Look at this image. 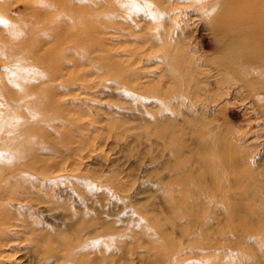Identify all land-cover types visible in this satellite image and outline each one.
<instances>
[{
    "label": "bare ground",
    "instance_id": "1",
    "mask_svg": "<svg viewBox=\"0 0 264 264\" xmlns=\"http://www.w3.org/2000/svg\"><path fill=\"white\" fill-rule=\"evenodd\" d=\"M39 1H41V0H39ZM47 1H49V2L46 4L40 5V7H42L44 5L43 7H48L47 9L54 10L55 13L57 11L58 12L55 14L52 11L54 13V15L53 14L52 15L46 14L47 15L46 20H44L42 23H39L38 24L39 26L36 25L35 28L34 27H33V29H32V27H30V28H31L32 33H33V31L36 32V30L39 31L43 28L46 29V31H42L44 33L42 35L43 40L39 41V39H38V41L36 42V45L34 46L35 47L34 49H36V48L38 49V47H36V46L38 44H42V43H44V45H51L50 48L48 50H45V53L42 52L43 54L37 53L34 49H33L34 51L30 52V50H28V48L24 47V45H25V42H24V45H22V47L20 46L19 49L14 50V51L9 53V51L11 50V48L9 47L10 50L7 51V53H9V54L3 53L0 55H2L3 57H7V55H9V56H11V58H15V59L20 61L21 58H24V55H22L23 54L22 52H24V53L29 52L33 57L38 58L37 64L40 67V73H39L37 79L39 80V82H43V83H45L48 80L47 76H49V75H47V74H50V72L52 71V69H50V68H51V65L53 64L52 63L53 58L57 59L56 64H58V61L61 59V57H62V59L63 58L67 59L68 56H70V58L72 59V61H70V62H73L75 64L80 65V64H83V62H84L87 65H92L93 69L90 72L87 71V72H85V74H83L84 76L81 80H84V82L88 76L91 77L94 75H98L100 77H105V76L110 75V76H112V79L115 80V82H121V84L119 86L123 90L128 92L134 100L138 101V103H139L138 105L140 106V109L142 111V115L145 119V123H146L145 126L148 128L150 125L151 126L154 125V127L156 128L155 130L152 129L153 131H151V133H152V137L155 139V141H153L152 145L154 146V150L156 152L157 158L161 160L160 164L157 165L155 170L158 168L159 169L154 171V175H150L149 173L147 174L146 171H144V172H145L146 178H149L150 180H153L155 178V179H158L157 181H159V183L156 181V183H158V185H156V187H155L156 188L155 193L162 196V198L164 199V201H163L164 206L161 207V211H159L157 209H152V211L156 210L157 212L163 213L165 215V220H167L168 223H171V225L168 224L166 226L164 224V227H163V225H161L163 227L162 229L164 231L163 234L165 235V231L169 230L170 232L175 231V233L178 236H181V238L191 236V234H187L189 231L187 229H188L190 220L194 219L195 211H197V210H195L196 207H200L201 216L199 217V219L201 218L200 219L201 221H202V219H204L203 214L205 213L204 212L205 209L209 208L212 210V213H213L212 218H210L211 223L206 221L201 225V221L197 220V225L196 224L195 225L199 229V232L202 233L204 236H206V239L207 238L212 239L214 237L215 233L218 234L219 231H221L219 234H220V237L223 240V242H221L220 240L219 241L213 240V243L210 242L209 245L206 244L208 250H210L211 247L213 250L214 249L218 250L221 253V259H224V258H226L227 254L230 252L229 251L227 253V251L230 247V249H232L231 251H233V249L234 250L236 249L237 251H241V253H240L241 255H239V257L240 256L241 257L239 258V260L233 261V259H232L233 263L231 262V264L243 263V262L240 263L241 259H243L242 258L243 255H244V259L246 261V264H264V150L262 151V149L260 147L258 148V146H257V140H259V138L261 137V136H259V132L261 130L256 135L255 134L253 136L251 135L254 133L255 129L253 130V128H254V126H256V124L253 125L254 122L252 121V118L249 116V114L247 115L248 112H246V111L249 108L247 104H245V108H246L245 112H246V115L248 118L247 120L249 122L248 123L249 128L243 127L242 129H238L239 127L237 126L238 128L236 129L235 128L236 126H234V127L229 126L228 125L229 121L226 118L225 114H223L225 112V109L228 107L227 101L224 103V105L222 107L220 106L219 108H217V110H215L214 108H216V107L213 108L212 104H217L218 102L221 101V98H223V97L220 96V95H222V93L220 95H218V97H215V95L211 94L213 92L212 90L214 88L222 89L223 87H227V88L229 87V89H232V85L237 86L239 89L234 91L235 93L234 92L233 93H234V97H236V98L240 97V101H243L240 104H242V103L248 101V99L252 98L253 101H252L251 105L254 108L258 106L261 109V105H264V97L263 98L261 97L262 96L261 92L264 91V24L261 25V24H259V22H257V25L255 26V25H251L250 23H247V26L245 29L248 31L249 35L243 36L245 29H240L241 27L239 24V23H242L243 20H240L238 18L240 20V22L238 24L235 23L232 26L233 20L231 21L227 15V14H229L230 16H233L232 12L236 11V10L238 11V9H239V8L235 9L231 6V5H235V4H231L230 7L228 6L227 1L233 2L234 0H227L224 2H223V0H201L202 2H199V9L202 11L203 15L206 17H209V18L212 17V19H213V20L211 19L212 22L210 23V29L213 31L214 36L216 38H219L229 48V50H226V53H229V51H233L235 53V55H237L239 57V60L235 61L234 59H231V58L227 59L228 57L225 59V56H226L225 55L221 59L217 60L216 65L218 66V68L216 69L217 70L216 79L214 82H212V80H211L213 78L212 76H215L213 74L215 66H211V64L209 62H201L200 58L197 57L195 54L196 51L187 47L185 42L181 39V37L178 36V30L177 31L172 30L173 18L175 16L174 15L175 14L174 8H176V7L174 6L175 4L169 5V3H167V0H47ZM175 1L176 0H174V2ZM203 2H205V4ZM255 2L253 1L252 4H255ZM166 3H167V5H165ZM235 3H236V1H235ZM238 4H240V3H238ZM242 5H244V4H242ZM256 5L257 4L252 5V6L257 8ZM178 6H179V4H178ZM180 6H182V5H180ZM189 7H191V6H189ZM258 7H260V5ZM262 7H264V6H262ZM244 9L242 12H245ZM260 9H261V7H260ZM260 9L257 8L255 11H252L250 9L251 12L249 10H248V12L254 13V14L258 13V15L261 16L260 19L262 21H264V9L263 10L262 9L260 10ZM95 11H97V12H95ZM226 11H228V12L231 11V13L230 12L228 13ZM2 12L6 13L5 11H2ZM234 16H237V14ZM49 17H51L52 19H48ZM139 17H142V20H139ZM247 17H249V16H247ZM23 18H25V17H23ZM251 18H252V16L250 17V19ZM4 19H6V18H4ZM61 19H64V20H61ZM152 19H154V20L157 19L160 21L159 22V25H160L159 32L160 31L164 32L163 36L161 35V33L159 35V32L157 33L156 30H153V31L148 30V28H149L148 24L150 23V20H152ZM236 19H237V17H236ZM237 20H235V21L237 22ZM12 22H13V20H12ZM245 22H248V21L245 20ZM251 22H255V20L251 21ZM20 23L21 22H19V24ZM46 24H50V25L46 26ZM40 25H42V26H40ZM248 25H251L250 26L251 28L249 27L250 29L248 28ZM47 27H49V28H47ZM123 27L126 30H122ZM243 27H245V26H243ZM21 29H24V27H21ZM239 29H240V31H239ZM5 30L6 29H4V31ZM127 30H130L131 34H127V32H128ZM235 30H237V31L235 32ZM133 33H135V34L146 33L145 34L146 37L139 40V39H136V37L132 36ZM256 33L262 34V36L258 35L256 37L254 35ZM120 35H124L126 37L128 35H131L132 37H130L129 40H127V41L134 42L133 40H136L139 43L140 47H142L141 45H143L147 42H150V43H152L153 47H155V48L151 49L152 51H154V49H158V50L163 52L160 56V59H161L160 61L163 64V69L158 76V80H161V81L164 80L165 83L162 85V83L159 82L160 85H157V90L155 92L148 93V91H146L147 86L138 82V81H142V79H141V77H139V75H137L138 73L134 69H132L131 65L125 64V62H123L124 65L121 64L117 60L116 57H115V59H112V57L109 58L111 56L110 54H109L110 56L108 57L109 60L106 59V61L108 60L107 62L106 61L103 62L101 60L102 56L98 55V53L101 52L100 51L101 50V48H100L101 44L106 43L108 41V39H110V38H111L110 43L113 44L117 40L118 41L120 40L119 39L121 37ZM35 36H37V35H35ZM104 36H107V37H104ZM118 36H120V37H118ZM14 38L16 39V37H14ZM28 38L29 37H27L25 39L28 40ZM16 41H19V42L23 41L22 34H20L17 37ZM79 41L82 43V45L75 44V43H80ZM2 42H5V41H2ZM11 43H13V42H11ZM58 44H61V45L64 44L63 46H65V44H66L68 46L65 47L66 49H58L57 48ZM2 46H4V45H2ZM103 46L105 47L106 44ZM103 46H101V47H103ZM30 47H31V45H30ZM45 47H47V46H45ZM3 48H5V47H3ZM67 48H68V50H67ZM106 49H105V51H106ZM6 50H8V49H6ZM20 50H22V51H20ZM108 51H109L108 53H110V50H108ZM85 52L88 54H91L92 56L90 55V57H95V59L98 60L99 62L95 61L94 58L89 59V60L86 59V57H85L86 53ZM102 53H101V55H102ZM105 53H107V52H105ZM138 54L140 57L145 55L144 53H141V51ZM120 56H123V55H120ZM28 57H30V55ZM1 59H2V57H1ZM8 59H9V62H11L10 58H8ZM5 61H7V60H5ZM66 61L68 62L69 60H66ZM9 62H6V63H9ZM59 62H62V61H59ZM34 65H35V63H34ZM60 67H59V69H60ZM82 67H84V66L82 65ZM32 68H34V67H32ZM71 68H73V67L68 65V69H71ZM80 68H81V66H80ZM19 69H21V68H19ZM61 71H63V70H61ZM123 71H126V73L128 72L129 74L125 75V72H123ZM230 72H234L233 76H230ZM63 73H64V71H63ZM52 74L55 75L54 73H52ZM56 74H58V73H56ZM61 75H63V74H61ZM15 79H16V77H15ZM72 79H73V77H72ZM129 79L134 80V82H132L131 84H128L127 82H129V81H127V80H129ZM70 80H71V78H70ZM12 81H13V79L11 80V82ZM16 81L17 80H15V82ZM21 82H23V81H21ZM7 83L8 82H6V84ZM25 83L30 88L31 87L30 85L34 82H32L30 85L28 84V82H25ZM13 84H14V81H13ZM72 84H74V83H72ZM85 84H87V82ZM18 85H19V83H18ZM45 85H47V84H45ZM0 86H2V85H0ZM19 86H21V85H19ZM23 86H25V84L22 85V87ZM33 86L37 87V85H33ZM48 86H42V87H46L48 90V88L51 87V84L49 87ZM4 87H2V88H4ZM29 88H27V89H29ZM61 88H62V86H61ZM41 89H43V88H41ZM52 89L53 88H51V90ZM229 89H228V91H229ZM224 90L226 91V89H224ZM4 91H6V90H4ZM218 91H220V90H218ZM242 91H245L244 93H246V95H243ZM27 92H28V90L26 91V94L24 96L27 95ZM42 92H45L43 94H46V92L48 93V91L44 90V91H41L40 94H42ZM56 92H59V91L56 90ZM72 92L74 93V91H72ZM229 93L230 92H228V94ZM1 94L3 95V93H1ZM64 94L65 93H63V95ZM11 95L10 96L8 95V97L10 99H11ZM20 95L21 94H19V96ZM46 95H48V94H46ZM53 95H56V94L53 93L52 96ZM49 96H51V95L49 94ZM61 96H60V98H61ZM0 97H1V95H0ZM14 97H16V96L12 97V100H11L12 105L10 107H8L7 112L13 113L14 110L18 109V106L20 107V105L23 106L25 104L27 105V107L29 109H31L33 107L34 101L30 100L31 102L28 101V103H23L22 100L25 98L18 99V100L14 101L13 100ZM43 98H45L44 100H46L47 97H43ZM226 98H227V95H226ZM30 99H32V97ZM48 99H49V101L51 100V98H48ZM62 99H63V97H62ZM219 99H220V101H219ZM7 101H6V103H7ZM41 101H42V99H41ZM11 102H9V104ZM50 103H52V102H50ZM50 103H48V104H50ZM38 104H39L38 106H41L40 103H38ZM53 104H54V102H53ZM53 104H52V106H53ZM152 104L158 105L159 109H157L155 111L147 110L146 107H148V106L150 107V105H152ZM34 105H36V104H34ZM46 105L47 104H45V106L42 105V109H46V108H44V107H46ZM47 106H49V105H47ZM52 106H49V107H52ZM63 106H64V104H62L61 107H63ZM61 107L58 106L57 110L59 111V108H61ZM5 108L6 107H4V109ZM40 108L41 107H39L38 109H40ZM56 108L57 107H54L53 111ZM227 109H226V111H227ZM21 110L19 109V111H21ZM57 110H56V112H57ZM63 110H64V108H63ZM19 111H18V114L20 113ZM33 111H34V109H33ZM45 111H47V109ZM252 111H251V113H253ZM50 112L52 113V110ZM49 113H46V114L51 115L50 117H52L54 114V113H52V114L51 113L49 114ZM62 113H64V112H62ZM43 114L45 115V113H43ZM31 115H33V114L31 113ZM58 115H59V113H58ZM15 116H17V115H15ZM15 116H13L11 118L9 116L3 117V122H5V124H7L8 126H11V128H13V130L11 131V132H13L12 136L6 135L7 141L9 142V141L13 140L15 142V143H12L13 141L11 142V144H13V145H11V146H13L11 148L12 149V152L10 154L11 156L3 157L2 155H0V185H2L1 186L2 189L0 190V200H4V201L8 200V199H13L16 197V194L18 192L16 189H18L19 187L16 186L15 182L13 183V181L15 180L13 178V176H15V174L17 175L18 172L21 173L19 168L25 172L30 171L32 173H35V172L40 173V174L42 173V172H37V170H38L37 166H38L39 162L41 161V159H39L37 165L34 163L33 160H29L30 155L33 156L35 154H38V152H40V153L43 152V150L35 148V147H37L36 143L38 140H37L36 135L32 136V134L35 133V131H36L33 129L35 127H33V128L31 127L32 120L20 119L19 121H13L12 118H14ZM232 116H233V114H232ZM261 116L263 117L262 119L264 120V109L261 112ZM42 117L40 119H43ZM38 119L39 118L37 117V120ZM52 119H54V121H52V123L57 121V120H55L56 119L55 115ZM50 120L51 119H48V121H50ZM60 121H62V120H60ZM14 122H15L16 130L14 129L15 126H13ZM41 122H45V120L41 121ZM261 122H262V120H261ZM1 124H2V122H1ZM43 124H45V123H43ZM43 124H41V125H43ZM123 126H125V125H123ZM120 128H119V131H120ZM39 129H41V128H38V130ZM45 130H47V129L45 128ZM129 130H130V128H129ZM146 132L148 133V130ZM30 133H32V134L29 137L28 135H30ZM42 133H44V132H42ZM42 133H40V134H42ZM142 135H145V134H142ZM142 135L139 134L137 139H140V136H142ZM35 139H36V141H34ZM144 140H145V137H144ZM47 141L48 140H46V142ZM150 141H151V139H150ZM40 142H42V141H40ZM262 144H263V142H262ZM1 149H3V148H1ZM4 149H5V147H4ZM166 149H168V153H165L167 151ZM9 151H10V149H9ZM8 170H10V173L14 174V175L12 176L8 173L10 176H8L7 178L2 177V176H4L2 174L6 173ZM165 171H166V174H165ZM158 173H160V176L156 175ZM25 180H27V177L25 178ZM47 180H48V178L46 179V182H49ZM52 182H53V179H52ZM22 186L23 185H21V187ZM151 186H153V184ZM150 188H152V187H150ZM118 189H119V187H118ZM98 190H99V188H98ZM128 190H125V191L128 192ZM91 191H92V189H91ZM116 191H118V190L116 189ZM125 191L122 190L120 193L125 192ZM156 194H155V197L157 196ZM151 195H152V193H151ZM93 196L94 195H92V197ZM84 197H85V194H84ZM114 197H115V195H114ZM150 197L151 196H149V198ZM152 197H154V196L152 195ZM120 198L115 199V200H120ZM157 199H159V198H157ZM84 200H87V199H84ZM84 200H80V202L83 204L86 203V202H84ZM124 200H125V198H124ZM128 200H130V199H128ZM145 200H148V198H146ZM145 202H148V201H145ZM145 202H143V201L141 202V200H138L135 203H136V205L137 204L142 205V204H145ZM101 203H102L101 199H98L96 204L95 205L93 204L91 207H89L87 205H85V206L83 205L86 208L88 207L90 210L87 211L86 208H85L86 209L85 211L81 210V209L76 210L77 213L71 214L69 216V221L67 222V224H65L63 226V228L60 227L61 230L58 229L57 232L54 230H51L50 228H49V230H48V228L37 230V228H35L32 223L28 222L27 224H24L25 219L18 217V219H19L18 223L24 227L23 232L28 236L31 235V236H29L30 238L24 237L23 241L27 240V242H28V240L29 241L33 240L32 242H35V243L31 242V244H32L31 245V244H27V242L25 241L24 242V243H26L25 245L28 246L26 248V251H28L30 254L40 255L42 257L41 260H43V262L45 264H61L60 263L61 259L63 260V262L66 261L63 257L64 255L67 256L66 259H69L71 257H72L71 259H73V258L77 257V260H76V258L73 259V261L74 260L76 261V264H80V263H83V264H103L102 261L104 260V257H105V255L103 254L104 253L103 249H101L102 251L97 250V248L94 251L91 250L90 246H92V244L90 243L91 245L89 244V246H88V244L86 243V239H89L91 237L90 241H93V245L95 244L94 241L96 243H99L100 244L99 249H100L102 247V244L100 241L101 240L104 241V239L101 238L102 235L104 233L105 234L109 233L106 229L110 230L113 227H120L121 224L122 223L124 224L126 221L125 222L121 221L119 215H117V213H115V212H113V213L110 212L109 214H111V215H109L108 217L103 216L104 214H102L103 209H102ZM2 204L3 203H1V205ZM118 204H119V202H118ZM147 204L148 203H146L145 205H147ZM4 205L5 204H3L2 206H4ZM123 205H125V207H126V204H123ZM197 205H199V206H197ZM5 206H8V205H5ZM137 206H136V208H137ZM177 206L182 207L180 210L186 216V220L184 222L181 220V217H180L181 214L178 212L179 210H176ZM127 207H129V205ZM153 208H156V207H153ZM131 209H132V207H131ZM131 209H129V210H131ZM134 209L135 208H133V210ZM129 210H127V212ZM148 212H150V210ZM157 212H155V213L157 214ZM207 213H208V211H207ZM121 214H124V212ZM140 215L141 214H139V212L136 211L135 213H133V211H132L131 215L128 214L127 216H128V218L132 216L131 217L132 222H130V223L135 224V226H136L138 224H141V222L143 221L141 219L143 216L140 217ZM151 215H153L152 212H151ZM159 216H160V213H159ZM196 217L197 216H195V219H196ZM13 218H16V215H15V213H13V211L10 210V206H9L8 210L7 209L4 210V208L2 210H0V259L2 257V253H3L2 252L3 245H5V240H6V237L8 234L7 229L9 227H13L16 230L22 229V227H20L19 225L11 224V220ZM146 218L147 217H145V219ZM158 218H160V217H158ZM212 220L214 222H212ZM161 222H162V220H161ZM175 225H176V227H175ZM227 227L230 228L231 232L227 233V231H228ZM27 228H28V230H27ZM159 228H161V227H159ZM52 229H54V228H52ZM113 230H115V228ZM128 230L126 229V231H128ZM194 230H195V228H194ZM80 231L82 233H86L85 235H87V237H88V235L90 237L85 238V240L82 238L83 240H81L77 236V235H79ZM118 232H119V230H118ZM111 233H112V231H111ZM125 233H124L125 236L129 235V234H127L129 232H127L126 234ZM131 233H133V231L130 232V234ZM119 234H120V232L118 233V236H119ZM110 235H112V234H110ZM116 235L117 234L115 233V235H113V236H116ZM122 235H123V233H122ZM143 236H144V234H143ZM81 237H85V236L83 235ZM134 237H133V239H134ZM156 237H158V236H156ZM103 238H104V236H103ZM111 238H112V236H111ZM215 238H216V236H215ZM107 239L105 238V242L103 244H105V245L108 243L110 244V242H111L110 239H108V243H106ZM112 239L114 240V238H112ZM173 239H174V237H173ZM194 239H196V238L190 239V242H192ZM117 241H118V239H117ZM179 241H181V240H179ZM49 242H52L51 244L53 246L56 244L55 247L52 248V246H50L51 244H49ZM174 242H175V240H174ZM28 243H30V242H28ZM42 243H44V244L47 243V245L45 247H43L44 245L42 246L41 245ZM112 243L114 244L113 241H112ZM203 243H205V242H203ZM197 244H199V242ZM97 245H95V247ZM107 246H110V245H107ZM126 246L127 245L122 244L120 246V248L118 247L120 251H118L116 254L118 256H120V258L124 253H127V252L134 253L135 251H137V253H138L137 245H131L130 247H126ZM149 246H156V243L151 242V244H149ZM113 247H114V245H113ZM93 248H94V246H93ZM192 248H196V246H194ZM203 248H204V246H203ZM55 249H58V250L55 251ZM65 250H66V252L64 254L63 251H65ZM108 250H109V247H108ZM59 251L63 252V255L62 254L59 255ZM157 251H158V249H157ZM91 252H93V253H91ZM101 252H103V253H101ZM177 252H178V250H177ZM197 252L200 253L201 255L203 254V252L200 250H197ZM234 252H236V251H234ZM106 254H108V252ZM184 254H186V253H184ZM33 256H35V255H33ZM78 257L80 260H78ZM159 257H160V255H159ZM207 257L205 256L204 259ZM36 259H39V258L37 257ZM114 259H116V256ZM198 259H199V257H198ZM62 260H61V262H62ZM38 261H40V260H38ZM67 261H69V260H67ZM70 262H72V261L70 260ZM208 262L209 261L206 262V260H205V263H208ZM111 263H112V261H111ZM203 263L204 262H202V264ZM219 263H220V261H219ZM146 264H154V259L150 260ZM208 264H212V263L209 262ZM217 264H218V262H217ZM222 264H227V263L222 262Z\"/></svg>",
    "mask_w": 264,
    "mask_h": 264
},
{
    "label": "rangeland",
    "instance_id": "2",
    "mask_svg": "<svg viewBox=\"0 0 264 264\" xmlns=\"http://www.w3.org/2000/svg\"><path fill=\"white\" fill-rule=\"evenodd\" d=\"M224 1H227V0H223V2ZM235 1H236V3H235ZM253 1L254 2L256 1L255 4H257L256 5L257 8L260 9V7H261L262 10L264 9V7H262V6H264V0H258V1L257 0H234L233 2L227 1V4L229 7L231 4H235V5H231V6L235 9L239 8L238 11L236 10V11L232 12L233 16H230L229 14H227L228 17L230 18V20L231 21L233 20L232 26L235 23L238 24L240 22V20H243L242 23H239L240 27H241L240 29H245L247 26V23H250L251 25H255V26L257 25V22H259V24H261V25L264 24V21H262L260 19L261 16L258 15V13H255V14L250 13L251 10L255 11L257 9L256 7L252 6V5H255V4H252ZM48 2L49 1H47V0H41V1H39V0H0V42H1L0 48L2 47L0 49V52H1L0 54H3V53L9 54L10 52H12L14 50L19 49L20 46L22 47V45H24V42H25L24 47L28 48V50H30V52L35 50L37 53L43 54L42 52L45 53V50H48L50 48L51 45H44V43H42V44H38L36 46V47H38V49L37 48L34 49L35 48L34 46L36 45V42L38 41V39H39V41L43 40L42 35L44 33L42 31H46V29L43 28L39 31L36 30L37 33L34 31L32 33L31 28H30V27H32V29H33V27L35 28L36 25L39 26L38 25L39 23H42L44 20L47 19L48 14L54 15V13H55L54 10L47 9L48 7H43L44 5L42 7H40V5L46 4ZM199 2H202V1L201 0H198V1L197 0H178V1L176 0L174 2V0H169V1L167 0V3H169V5L175 4L174 6L176 7V8L173 7L174 11H175V14H174L175 16L173 18L172 30L173 31L178 30V36L181 37V39L185 42L187 47L196 51L195 54L197 57L200 58L201 62H209L211 64V66H215L214 71H213V74L215 76L211 75L213 77L211 80H212V82H214L216 79V73H217L216 69L218 68V66L216 65L217 60L221 59L225 55H226L225 59L228 57L227 59L231 58V59H234L235 61L239 60V57L237 55H235V53L233 51H229V53H226V50H229V48L226 46V44H224V42H222L219 38H216L214 36L213 31L210 29V23L212 22L213 19H212V17L209 18V17H206L203 15L202 11L199 9ZM167 3L165 5H167ZM203 3L205 4V2H203ZM238 3H240V4H238ZM178 4H179V6H178ZM242 4H244V5H242ZM180 5H182V6H180ZM259 5H260V7H258ZM189 6H191V7H189ZM243 9L245 12H242ZM248 10L250 12H248ZM2 11H5L7 14L2 12ZM95 12H97V11H95ZM226 12H228V11H226ZM229 12L231 13V11H229ZM236 14H237V16H234ZM247 16H249V17H247ZM251 16H252V18L250 19ZM23 17H25V18H23ZM236 17H237V19L239 18L240 20L239 19L237 20ZM4 18H6V19H4ZM48 19H52V18L49 17ZM244 19L248 22H245ZM12 20H13V22H12ZM61 20H64V19H61ZM139 20H142V17H139ZM235 20H237V22ZM254 20H255V22H251ZM19 22H21V23L19 24ZM159 22L160 21L157 19L150 20V23L148 24V27H149L148 30H150V31L156 30L158 33L159 29H160ZM48 25H50V24H46V26H48ZM251 25H248V28ZM40 26H42V25H40ZM243 26H245V27H243ZM21 27H24V29H21ZM47 28H49V27H47ZM4 29H6V30L8 29V30L4 31ZM240 29H239V31H240ZM122 30H126V29L123 27ZM127 31L129 32V33L127 32V34H131L130 30H127ZM236 31L237 30H235V32ZM160 33L162 36L164 35V32L160 31L159 35H160ZM20 34H22V36H23L22 42L16 41L17 37ZM145 34L146 33H138V34L133 33L132 36L136 37V39L140 40V39L146 37ZM256 34H254L256 37L258 35L262 36V34H259V33H256ZM35 35H37V36H35ZM248 35H249L248 31L245 29L243 36H248ZM120 36H118V37H120L119 38L120 40L119 41L117 40L113 44L110 43L111 38L108 39V41L106 43L101 44V46L106 44V46L105 47L103 46V47L105 49L107 48L105 51V49L100 46L101 52H99L98 55L102 56L101 60L104 62V61H106V59L109 60V58H111V57H112V59H115V57H116L117 60L121 64H123V62H125V64L131 65L132 69H134L138 73L137 75H139V77H141V79H142V81H138V82L147 86L146 91H148V93L155 92L157 90V85H160L159 82H161L162 85L165 83L164 80H162V81L158 80V76L163 69V64L160 61L161 60L160 56L163 52L158 50V49H154V51H152L151 49H153L155 47H153L152 43H150V42H147L143 45L140 44L142 46V47H140L139 43L136 40H133L134 42L127 41V40H129L130 37H132L131 35H128L127 37L124 35H120ZM14 37H16V39ZM27 37H29L28 40L25 39ZM104 37H107V36H104ZM2 41H5L6 43L2 42ZM11 42H13V43H11ZM80 43H75V44L82 45V43L81 44ZM2 45H4V46H2ZM30 45H31V47H30ZM63 45L64 44H62V45L58 44L57 48L58 49H66L65 47L68 46L66 44H65V46H63ZM45 46H47V47H45ZM3 47H5L8 50H6ZM9 47L11 48V50ZM22 50H20V51H22ZM67 50H68V48H67ZM108 50H110V53H108L109 52ZM7 51H9V53H7ZM140 51H141V53H144L145 55L140 57L138 54ZM105 52H107V53H105ZM22 53H23L22 55H24L25 59L21 58L20 61L15 59V58H11V56H9V55H7V57H3L2 55H0V85H2V86H0V95H1V97H0V101H1L0 102V124L2 122V124L0 125V134L3 132L0 135V155H2L3 157L11 156L10 155L12 152L11 148L13 147V146H11V145H13V144H11V142L13 140L9 141V142L7 141V136H12L13 132H11V131L13 130V128H11V126H8L7 124H5V122H3V117L9 116L11 118V117L17 115L14 118H12L13 121H19L20 119L32 120L31 127L32 128L35 127L33 129L36 130L37 132L35 131V133H33L34 132L33 131L32 132L33 134L30 133V135H28V136L30 137L31 134H32V136L36 135L38 141L36 143L37 147H35V148L41 149V150H43V152H41V153L38 152V154H35L33 156L30 155L29 160H33L34 163L37 165L39 159H41V161L39 162V164L37 166L38 167L37 172H42L41 173L42 175L40 173H36V172L35 173H32L30 171L25 172L20 168H19V170L21 171V173L18 172V174L17 175L15 174V176H13L14 174L10 173V170H8L6 173L2 174V175H4L2 177H5V178L12 175L13 178L16 180V181L14 180L13 183L15 182L16 186H18L19 188L17 187L18 189H16L18 192H17L15 198L8 199L5 201L0 200V205H1V203L8 205V206L4 205L5 206L4 207V206H2L3 205L2 204L0 207L2 209L4 208V210L5 209L8 210L9 206H10V210L13 211V213H15V215H16V218H13L11 220V224L19 225L20 227H22V229L16 230L13 227H9L7 229L8 234H7V237L5 240V245H3V249H2L3 253H2V257L0 259V264H40L41 262H42L41 264H45L43 262V260H41L42 257L40 255L30 254L28 251H26V248L28 246L25 245L26 243H24V242L25 241L27 242V240L23 241V239H24V237L30 238L29 236H31V235L28 236L23 232L24 227L18 223V221H19L18 217L25 219L24 224H27L28 222L32 223L34 225V227L37 228V230L38 229L39 230L40 229H46V228H48V230H49V228H50L51 230H54L57 232L58 229L61 230V228H63V226L65 224H67V222L69 221V216L71 214L77 213L76 210H79V209L84 210V211L87 209V211H89L90 209L88 207L86 208L84 206L87 205V206L91 207L93 204L94 205L96 204L98 199H101V201H102L101 204H102V209H103L102 214H104L103 216L108 217L109 215H111V214H109L110 212H112V213L115 212V213H117V215H119L121 221H124V222L126 221L124 224L122 223L120 227H113V228L111 227L112 229H110V230L106 229L109 233H107V234L104 233L102 235L101 238L104 239V241H102V240L100 241L102 244V247H103V248L101 247L100 249H99L100 244L96 243L94 241L95 244L93 245V241H90L91 237L89 235L87 237V235H85L86 233H82L80 231V233L82 235L80 233H79V235H77L78 238H80L81 240H83V239L85 240V238L90 237L89 239H86V243L88 244V246L90 243L92 244V246H90L91 250L94 251L96 248H97V250L103 249L104 253L101 252L105 255L104 260L102 261L103 264H146L150 260H153V259H154V264H173V263L174 264H202V262H204L203 264H208L209 262L212 264H217V262H218V264H222V262H226L227 264H231V262L233 263V261L239 260V258L241 257V256L239 257V255H241L240 254L241 251H237L236 249L235 250L233 249V251H231L232 249H230V247H229L230 250L228 249L227 253L229 251L230 252L227 254L226 258H224V259H221V253L218 250H216V249L213 250L212 247L210 248V250H208L207 245H209L210 242L213 243V240H217V241L220 240L221 242H223V240L221 239L220 234H219L221 231H219L218 234L215 233V235L212 239H208V238L206 239V236H204L202 233L199 232V229L197 228L196 225H197V220L201 219V218L199 219V217L201 216L200 207H196L195 210H197V211H195V216H197V217L195 219V216H194V219L190 220V223H189L190 227L188 226V229H187L190 231V232L188 231L187 234H191V236L181 238V236H178L175 233V231L170 232L169 230L165 231V235L163 234L164 231L162 228L164 227V224L166 226L168 224L171 225V223H168L167 220H165V215L163 213L157 212L156 210L152 211V209H157V210L161 211V207L164 206V202H163L164 199L162 198V196L155 193V189H156L155 187H156V185H158L159 181H157L158 179H155V178L153 180L146 178L145 172H144V171H146L147 174L149 173L150 175H154V171L159 169L158 168L155 170L157 165L160 164L161 160L157 158L156 152L154 150V146L152 145V143H153V141H155V139L152 137V133H151V131H153L152 129L155 130L156 128L154 127V125H152V126L150 125L148 128L145 126L146 125L145 119L142 115V111L140 109V106L138 105L139 104L138 101L134 100L128 92H126L125 90H123L119 86L121 84V82H115V80L112 79V76H110V75L105 76V77H100L98 75H94L91 77L88 76L84 82V80H81L84 76L83 74H85V72H87V71L90 72L93 69L92 65H87L84 62H83V64H80V65L75 64L73 62H70V61H72L70 56H68L67 59L65 58L66 60H69L68 62L64 58L62 59V57H61V59L59 61H62V62L58 61V64H56L57 59L53 58V60H52L53 64L51 65V68H50V69H52V71L50 72V74H47V75H49V76H47L48 80L45 83L39 82V80L37 79V77L40 73V67L37 64L38 58L33 57L29 52H25V53L22 52ZM101 53H102V55H101ZM27 55L28 56L30 55V57H28ZM90 55L91 54L86 53L85 54L86 59H88V60L93 59V58L95 59V57H90ZM120 55H123V56H120ZM1 57H2V59H1ZM8 58H10L11 62H9ZM5 60H7V61H5ZM95 61H98V60L95 59ZM6 62H9V63H6ZM34 63H35V65H34ZM68 65H70L73 68L68 69ZM82 65L84 67H82ZM80 66H81V68H80ZM32 67H34V68H32ZM59 67H60V69H59ZM19 68H21V69H19ZM61 70H63L64 73ZM55 72L58 73L59 75L56 74ZM123 72H125V75L129 74L128 72L126 73V71H123ZM52 73H54L55 75H53ZM61 74H63V75H61ZM233 74H234V72H230V76H233ZM70 75L73 77V79ZM15 77H16V79H15ZM70 78H71V80H70ZM12 79L14 81V84H13V81L11 82ZM14 79L17 81L15 82ZM21 81H23L24 83ZM31 81L34 83H32ZM127 81H129V82H127ZM127 81L126 82L128 84H131L132 82H134V80H130V79ZM6 82H8V83L6 84ZM25 82H28L29 85L32 83L30 85L31 87L29 88V86ZM86 82H87V84H85ZM18 83L21 86H19ZM72 83H74V84H72ZM24 84L26 87L25 86L22 87V85H24ZM45 84H47V85H45ZM50 84H51V87H49ZM33 85H37V87L36 86L34 87ZM41 85L42 86H48L49 85L48 90L46 87H42ZM61 86H62V88H61ZM2 87H4V88H2ZM7 87L8 88L10 87V88L8 89ZM27 88H29L30 90ZM41 88L48 91V93L46 92V94H48V95L43 94L45 92H42V94H40L41 91H44ZM51 88H53V89L51 90ZM224 89H226V91ZM228 89H229V87L228 88L223 87L222 89L214 88L212 90L213 92L211 94L215 95V97H218V95H220L221 93H222V95H220V96L223 97V98H221V101L219 99L220 102L217 103L218 105L212 104V107L213 108L216 107L214 109L217 110V108H219L220 106L222 107L224 105V103L227 101V103H228L227 106L229 108L227 107L228 108V109L226 108L227 111L225 109V112L223 114H225L226 118L229 121L228 125L233 126V127L236 126L235 127L236 129L238 127H239L238 129H242L243 127L249 128V126H248L249 122L247 120L248 119L247 115L249 114V116L252 118V121L254 122L253 125L256 124V126H254V128H253V130L255 129L254 133L251 135L252 136L254 134L256 135L261 130L259 132V136H261V137L259 138V140H257V146H258V148L260 147L263 151L264 150V120L262 119L263 117L261 116V112L264 109V105H261V109L258 106L254 108L251 105V103L253 101L252 98L248 99V101L240 104L241 102H243V101H240V97H238V98L234 97V93H235L234 91L238 90L239 88L237 86L232 85V89H229V91H228ZM4 90H6V91H4ZM25 90L26 91L28 90L26 96H24L26 94ZM56 90L59 92H56ZM218 90H220V91H218ZM72 91H74V93ZM245 91H242L243 95H246V93H244ZM228 92H230V93L228 94ZM1 93H3V95ZM51 93L52 94L54 93L56 95L52 96ZM63 93H65V94L63 95ZM19 94H21V95L23 94V95L19 96ZM49 94L52 97L49 96ZM8 95L9 96L11 95V99L8 97ZM226 95H227V98L229 97L228 99L226 98ZM261 95H262L261 97L263 98L264 97V91L261 92ZM13 96H16L13 98L14 101L18 100V99H23V98H25L22 100L23 103H28V101H30V100L34 101L33 107L31 109H29L26 104L23 106H21L19 104L20 107L18 106V109L13 111L14 114L12 112H7L8 107H10L12 105L11 100H12ZM60 96H61V98H60ZM31 97H32V99H30ZM43 97H47L46 100H44L45 98H43ZM62 97H63V99H62ZM48 98H51V100L49 101ZM41 99L43 102L41 101ZM6 101H7V103H6ZM9 102H11V103L9 104ZM47 102L48 103L52 102V103L48 104ZM53 102H54V104H53ZM38 103H40L41 106H38L39 105ZM34 104H36V105H34ZM45 104H47L49 106H52V104H53V106L57 107V108L53 111V108H54L53 106H52L53 107L52 108V107H49L46 105V107H44V108L47 109V111H48L47 112V111H45L46 109H42V105L45 106ZM62 104H64L63 107H61ZM245 104H247L249 107L248 110L246 111V112H248L247 115L245 112V110H246ZM58 106L62 108V109L59 108V111L57 110ZM4 107H6V108L4 109ZM39 107H41V108L38 109ZM63 108H64V110H63ZM19 109L20 110L22 109V110L19 111ZM33 109H34V111H33ZM50 109L52 110V113H54L52 117H50L51 115L46 114V113H49L51 111ZM146 109L155 111V110L159 109V107H158V105L152 104V105H150V107L149 106L146 107ZM56 110H57V112H56ZM18 111L20 112L19 114H18ZM61 111L64 113H62ZM251 111L253 113H251ZM42 112L45 113V115ZM31 113L33 115H31ZM58 113H59V115H58ZM232 114H233V116H232ZM54 115L56 118L55 120H57V121L52 123V121H54V119H52L54 117ZM36 116L39 118L38 120H37ZM40 116L41 117L43 116L42 117L43 119H40L41 118ZM47 118L51 119V120L48 121ZM44 120H45V122H41ZM60 120H62V121H60ZM261 120H262V122H261ZM43 123H45V124H43ZM41 124H43V125H41ZM123 125H125V126H123ZM13 126H15V122L13 123ZM38 128H41V129L38 130ZM45 128L47 130H45ZM119 128H120V131H119ZM129 128H130V130H129ZM14 129L16 130V126L14 127ZM147 130H148V133L146 132ZM42 132H44V133H42ZM40 133H42V134H40ZM139 134H141V135L145 134V135H142V136H140V139H137ZM63 137L64 138L66 137V138L64 139ZM144 137H145V140H144ZM150 139H151V141H150ZM46 140H48V141L46 142ZM34 141H36V139ZM40 141H42V142H40ZM262 142H263V144H262ZM12 143H15V142L13 141ZM4 147H5V149H4ZM1 148H3V149H1ZM9 149H10V151H9ZM166 150L167 151L165 153H168V149H166ZM165 174H166V171H165ZM156 175L160 176V173H158ZM26 177H27V180H25ZM47 178H48L47 181H49V182H46ZM52 179H53V182H52ZM156 181L158 183H156ZM151 183L153 184V186H151L152 185ZM21 185H23V186L21 187ZM1 186L2 185H0V190L2 189ZM118 187H119V189H118ZM150 187H152V188H150ZM98 188H99V190H98ZM91 189H92V191H91ZM116 189L118 191H116ZM122 190H124V191L128 190V192L125 191V192L120 193ZM151 193L154 197H152ZM84 194H85L86 198L84 197ZM155 194L157 195L156 197H155ZM92 195H94V196L92 197ZM114 195L116 198L114 197ZM149 196H151V197L149 198ZM119 198H120V200H115V199H119ZM124 198H125V200H124ZM146 198H148V200H145ZM157 198H159L160 200ZM84 199H87V200H84ZM128 199H130V200H128ZM80 200H84V202H86V203L83 204L80 202ZM138 200H141V202L142 201L143 202L148 201V202H145V204L148 203L147 204L148 206L145 204H142V205L137 204L138 205L137 206L135 202H137ZM118 202H119V204H118ZM123 204H126V207ZM128 205H129V207H127ZM136 206H137V208H136ZM197 206H199V205H197ZM131 207H132V209H131ZM153 207H156V208H153ZM1 208H0V210H2ZM128 208L131 210H129ZM133 208H135V209L133 210ZM181 208L182 207L177 206L176 210H179L178 212L181 214L180 215L181 220L184 222L186 220V216L183 212H181V210H180ZM207 209H205V211H204L205 213L203 214L204 219H202V221L200 220L201 225L206 221L210 222V218H212V214H213L212 210L209 208H207ZM127 210H129V211L127 212ZM149 210H150V212H148ZM132 211H133V213H135L136 211L139 212V214H141L140 217L143 216L141 218L143 220L141 222V224H138L135 226V224L130 223V222H132V219H131L132 216L128 218L127 215L128 214L131 215ZM207 211H208V213H207ZM120 212L121 213L124 212V214H121ZM151 212L153 213V215H151ZM155 212H157V214ZM159 213H160V216H159ZM157 216L160 218H158ZM145 217H147V218L145 219ZM161 220H162V222H161ZM212 222H214V221L212 220ZM161 225H163V227ZM159 227H161V228H159ZM175 227H176V225H175ZM52 228H54V229H52ZM114 228L116 231L113 230ZM123 228L124 229L126 228L127 230L129 229L130 231L129 230L126 231V229L124 230ZM194 228H195V230H194ZM227 229H228L227 233L231 232L229 227H227ZM27 230H28V228H27ZM118 230L120 232L119 236H118V233H119ZM131 230L133 231V233H131L132 235L130 234V232H132ZM111 231H112V233H111ZM125 232L126 233L129 232V233H127V234H129V235H127L128 237L124 235ZM115 233L117 235L113 236V235H115ZM122 233H123V235H122ZM110 234H112V235H110ZM143 234H144V236H143ZM83 235L85 237H81ZM103 236H104V238H103ZM111 236H112V238H114L115 241L111 238ZM156 236H158V237H156ZM215 236H216V238H215ZM133 237H134V239H133ZM173 237H174V239H173ZM105 238L110 239V241H111V242L109 241L110 244L108 243V239L106 240L107 241L106 243H108V244H106V245L103 244L105 242ZM192 238H196V239H194L192 242H190V239H192ZM117 239H118V241H117ZM174 240H175V242H174ZM179 240H181V241H179ZM32 241L28 240V242H30V243L27 242V244H31ZM112 241L114 242V244L112 243ZM151 242L156 243V246H149V244H151ZM198 242H199V244H197ZM203 242H205V243H203ZM32 243H35V242H32ZM51 243L52 242H49V244H51ZM122 244L127 245L126 247H130L131 245H137L138 253H137V251H135L134 253L127 252V253H124L120 258V256H118L116 253L118 251H120L119 248ZM41 245L42 246L44 245L43 247H45L47 245V243H45V244L42 243ZM55 245L53 246L51 244L50 246H52V248H53V247H55ZM95 245H97V246L95 247ZM107 245H110V246H107ZM113 245H114V247H113ZM93 246H94V248H93ZM194 246H196V248H192ZM203 246H204V248H203ZM108 247H109L110 251L108 250ZM157 249H158V251H157ZM56 250H58V249H55V251ZM177 250H178V252H177ZM197 250L202 251L203 254L201 255L200 253L197 252ZM234 251H236V252H234ZM63 252L65 254L66 250ZM63 252L59 251V255H61V254L63 255ZM105 252L106 253L108 252V254H106ZM91 253H93V252H91ZM184 253H186V254H184ZM158 254L160 255V257ZM33 255H35V256H33ZM204 255L206 257L208 256L209 258L207 257L204 259V257H205ZM115 256H116V259H114ZM37 257L39 259H36ZM63 257L66 261L63 262V260L61 259L62 260V262L60 260L61 264H68V263L72 264L75 261V260L73 261V259L76 258V260H77V257H75L73 259H71L72 257L69 259H66V257H67L66 255H64ZM198 257H199V259H198ZM242 258L243 259H241L240 263L243 262L241 264H246V261L244 259V255L242 256ZM232 259H233V261H232ZM38 260H40V261H38ZM67 260H69V261H67ZM70 260L72 262H70ZM78 260H80L79 257H78ZM205 260H206V262L207 261H209V262L205 263ZM111 261H112V263H111ZM219 261H220V263H219ZM73 264H76V261ZM80 264H83V263H80Z\"/></svg>",
    "mask_w": 264,
    "mask_h": 264
}]
</instances>
